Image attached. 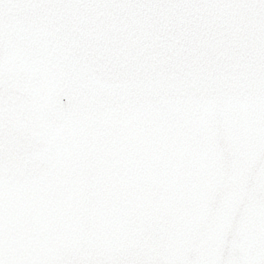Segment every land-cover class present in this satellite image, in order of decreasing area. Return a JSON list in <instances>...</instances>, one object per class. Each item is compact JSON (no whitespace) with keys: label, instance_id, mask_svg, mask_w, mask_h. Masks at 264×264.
<instances>
[{"label":"snow or ice","instance_id":"obj_1","mask_svg":"<svg viewBox=\"0 0 264 264\" xmlns=\"http://www.w3.org/2000/svg\"><path fill=\"white\" fill-rule=\"evenodd\" d=\"M0 264H264V0H0Z\"/></svg>","mask_w":264,"mask_h":264}]
</instances>
